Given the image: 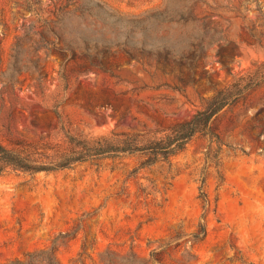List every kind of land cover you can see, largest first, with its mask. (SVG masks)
Listing matches in <instances>:
<instances>
[{"label":"rangeland","instance_id":"1","mask_svg":"<svg viewBox=\"0 0 264 264\" xmlns=\"http://www.w3.org/2000/svg\"><path fill=\"white\" fill-rule=\"evenodd\" d=\"M261 62L264 0H0V142L167 130ZM142 161L1 173L0 261L264 264V82Z\"/></svg>","mask_w":264,"mask_h":264},{"label":"trees","instance_id":"2","mask_svg":"<svg viewBox=\"0 0 264 264\" xmlns=\"http://www.w3.org/2000/svg\"><path fill=\"white\" fill-rule=\"evenodd\" d=\"M263 82L264 62L254 64L251 70L238 75L230 84L215 89L187 121L167 130H148L144 133L113 131L95 137L65 132V144L42 136L27 139L21 135H10L8 146L0 142V174L7 170L49 173L71 168L76 163L125 154L143 157L142 167L166 160L184 149L195 135L209 131L211 121L222 109L237 103ZM203 235L201 224L199 231L191 236L197 240ZM56 250L53 242L49 247L0 261V264H60Z\"/></svg>","mask_w":264,"mask_h":264}]
</instances>
